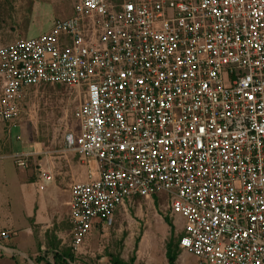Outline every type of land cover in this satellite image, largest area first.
I'll use <instances>...</instances> for the list:
<instances>
[{
	"label": "built area",
	"instance_id": "2783aa9c",
	"mask_svg": "<svg viewBox=\"0 0 264 264\" xmlns=\"http://www.w3.org/2000/svg\"><path fill=\"white\" fill-rule=\"evenodd\" d=\"M73 10L0 47L7 128L32 88L81 97L67 147L98 176L70 186L72 252L127 200L165 193L184 219L179 247L198 264H264V0H76ZM31 155L14 162L28 167Z\"/></svg>",
	"mask_w": 264,
	"mask_h": 264
},
{
	"label": "rangeland",
	"instance_id": "374dc122",
	"mask_svg": "<svg viewBox=\"0 0 264 264\" xmlns=\"http://www.w3.org/2000/svg\"><path fill=\"white\" fill-rule=\"evenodd\" d=\"M75 2L0 0V47L18 38L40 36L56 21L71 17ZM80 99L77 90L66 86L42 85L30 90L26 99L27 113L20 120L21 134L12 127L15 135L21 136L23 146L30 147L31 151L37 147V154L29 157L28 167L17 166L10 156L11 140L6 135V124L0 119V229L7 227L6 218L14 219L17 227L7 242L30 244L31 239L23 229L24 213L38 206L42 196L51 191L55 202L61 206L66 198L63 189H69L73 182L86 180L91 169L89 164L67 147L70 135L75 140L79 133L73 110ZM40 167L48 169L54 176V182L47 183L43 191L37 187L36 168ZM55 185L59 187L53 190ZM165 219L172 223V233ZM103 223V228L97 226L90 232L77 253L75 264H109L112 257L131 264H168L166 244L171 236L177 239L184 219L171 214L166 194L160 193L151 198L131 199ZM60 234L69 247L71 226L66 218L60 222ZM175 263L198 264V261L180 249Z\"/></svg>",
	"mask_w": 264,
	"mask_h": 264
},
{
	"label": "crops",
	"instance_id": "0c3cea01",
	"mask_svg": "<svg viewBox=\"0 0 264 264\" xmlns=\"http://www.w3.org/2000/svg\"><path fill=\"white\" fill-rule=\"evenodd\" d=\"M19 127H20V124L16 126V128L18 130V133L21 134ZM6 129H7L6 135L11 140V151L9 153L11 157L14 154L20 153V152L31 153L32 155L35 153L37 154V151H38L37 147H34L33 150L31 151L30 147H27L26 145L25 146L22 145L23 142L22 140H20L21 136H19L17 132H16L17 134L15 135L12 129H9V128H6ZM14 137L16 139H19L20 141H17ZM75 154L79 157L77 153ZM84 163L89 164L91 168L88 170L87 172L88 175L86 177V180L84 181H88L90 179L96 178L98 176L97 162L94 160H89L88 162H84ZM42 171H48V169H44L42 167L36 168V174L37 176H39L38 177L39 182L37 185L39 191L45 190L47 188L46 186L47 183L54 182V176L51 181L44 182L41 179ZM72 184L69 185V189L62 188L64 190L63 192H66V198L63 199L62 204H61L63 208H61L58 202L57 203L55 202L54 195L52 194V191H51L48 193V195L42 196V199L40 200L38 206L35 205V207L31 211L24 213L23 229H24L26 236L30 237L31 239L30 244L21 243L20 241L15 242V243L7 242L11 234L17 231L16 230L17 227L15 225L14 219L6 218L7 227L0 229V233L2 231L7 232V237L4 238L0 236V264H57L55 263V261H57L56 260L57 258L55 255H62L63 253H66V252H70L73 254L72 259L65 260L67 264L76 263V260H78L77 253L84 245L86 238L89 237L90 232H92L93 228L97 226H101L103 228L104 223L103 221L94 223V227L89 232V234L86 236V238L83 240L82 244L80 245L76 253L72 252L71 240H70L69 247L68 246L66 247L65 242L64 240H62V236L60 234V222L65 218L68 219L69 217L68 201L70 199V186ZM57 186L56 185L52 186V189L54 190L59 187ZM130 200H127L126 202H129ZM180 234H182V231ZM63 259H65V257H63ZM58 264H62V263H58Z\"/></svg>",
	"mask_w": 264,
	"mask_h": 264
},
{
	"label": "trees",
	"instance_id": "16d2710c",
	"mask_svg": "<svg viewBox=\"0 0 264 264\" xmlns=\"http://www.w3.org/2000/svg\"><path fill=\"white\" fill-rule=\"evenodd\" d=\"M165 222L170 227V230L172 233V231H173L172 223L168 219H165ZM180 238H181V234H179V236L175 240L171 236L170 240L166 244L165 257H166L168 264H176L175 262L177 260L178 255H179V250L181 249L179 247ZM55 256L57 258L56 259L57 261H55V263H57V264L58 263L67 264V262L65 260L66 259H72V253H70V252H66V253H63L62 255H55ZM62 256L65 257V259H63ZM130 261L133 263L134 259L131 258ZM109 264H131V263H127L123 260H120L119 258L112 257L109 261Z\"/></svg>",
	"mask_w": 264,
	"mask_h": 264
}]
</instances>
